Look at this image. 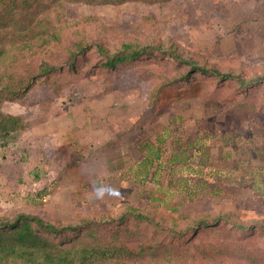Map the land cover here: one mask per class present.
<instances>
[{
  "label": "rangeland",
  "instance_id": "rangeland-1",
  "mask_svg": "<svg viewBox=\"0 0 264 264\" xmlns=\"http://www.w3.org/2000/svg\"><path fill=\"white\" fill-rule=\"evenodd\" d=\"M0 126V221L72 264H264V0H0Z\"/></svg>",
  "mask_w": 264,
  "mask_h": 264
},
{
  "label": "trees",
  "instance_id": "trees-1",
  "mask_svg": "<svg viewBox=\"0 0 264 264\" xmlns=\"http://www.w3.org/2000/svg\"><path fill=\"white\" fill-rule=\"evenodd\" d=\"M83 48H81L82 50ZM162 53L166 52L169 56L180 58V54L176 50H165L158 47ZM97 51L100 55L106 58V66L114 68L120 63H124L129 59H135L142 54H147V48H144L137 44H123L121 48V54L116 56H110L101 46H97ZM128 54H125L126 52ZM124 53V54H123ZM181 59V58H180ZM183 59V58H182ZM187 65L194 64L192 70L197 69L201 74H213L219 76L221 79H234L242 84L243 80L237 76L231 74H224L216 69H206L199 66L196 62L191 60H180ZM4 119V118H2ZM9 122L6 131H11L16 128L17 121L13 118L6 119ZM0 128H5L0 126ZM161 154L151 146L150 149L143 153V158L139 162L138 166L143 168V177L146 178L149 170L155 162L160 161ZM161 165L158 166V171L161 169ZM31 222H35L38 229L43 231L59 234L65 231H70V226L55 227L52 224L44 222L37 217H29L20 215L12 222L0 221V230L12 228L10 233H0V264H16L19 261L20 264H72V260L68 254H63L57 250L56 246L48 242L33 230ZM204 223L203 225H206ZM98 256L96 252L89 254Z\"/></svg>",
  "mask_w": 264,
  "mask_h": 264
}]
</instances>
